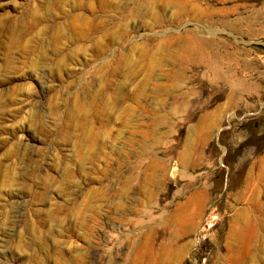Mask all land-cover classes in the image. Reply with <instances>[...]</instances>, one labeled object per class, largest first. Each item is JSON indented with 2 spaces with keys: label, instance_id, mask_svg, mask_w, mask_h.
<instances>
[{
  "label": "rangeland",
  "instance_id": "1",
  "mask_svg": "<svg viewBox=\"0 0 264 264\" xmlns=\"http://www.w3.org/2000/svg\"><path fill=\"white\" fill-rule=\"evenodd\" d=\"M0 264H264V0H0Z\"/></svg>",
  "mask_w": 264,
  "mask_h": 264
}]
</instances>
